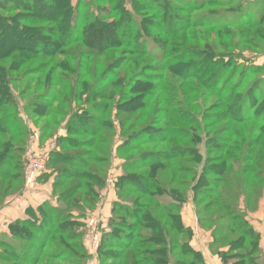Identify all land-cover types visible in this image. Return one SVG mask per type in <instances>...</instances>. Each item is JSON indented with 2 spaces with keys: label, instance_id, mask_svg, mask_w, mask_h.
I'll use <instances>...</instances> for the list:
<instances>
[{
  "label": "rangeland",
  "instance_id": "1",
  "mask_svg": "<svg viewBox=\"0 0 264 264\" xmlns=\"http://www.w3.org/2000/svg\"><path fill=\"white\" fill-rule=\"evenodd\" d=\"M72 2L75 11H72L71 13L66 9V0H58V8L53 11V14H58L60 20L62 18V14L75 15L70 17L68 20L66 19V22H70L71 25H68V30L65 32L66 34L64 33L63 37H54L51 39V37L47 35L49 40H51V43L44 44L41 43L42 40L24 39L23 35L19 37L8 34L0 39V56H4L11 52L9 57L6 60L4 59L5 62H7L4 63L7 65V68H10L9 64L14 62L13 58L16 56V60L13 64L16 65L17 71H12V68L11 70L6 69L0 75V82L4 78L5 82H7L12 88L14 97L18 100V109L20 114L24 116L27 115V117L34 122L37 130L36 136L38 137V140L41 141V145H45L50 138H53L56 142H58L60 138L59 135L63 134L62 130H66V125L68 123L72 121L74 126L84 124L83 122L85 118H80L85 116L83 114L84 112L80 115L77 112L83 110L85 107H89L88 109L92 110V108H90L91 102H88V105H86L85 102L82 101H73L74 94L77 93V81L80 78V74L88 71L85 77L89 82L87 83L88 87H91V85L95 86L93 83L95 79L106 80L110 78V75H112L114 79L110 82L114 83L117 81L115 85L111 86L110 84L106 89L98 88V92H107V95L111 98L108 99V102L106 101V103H104V106L105 104L109 105L108 111L111 116L110 121L113 125L112 130H103L94 142L91 140L90 136H78V139L74 140L82 141L81 144L60 150L63 154L65 153L62 155L65 164L57 165L58 167L63 166L61 167L63 170L68 168L67 166L70 165V168L77 170L76 172H78L80 176H84L83 174H89V176H103V174L104 176H112L113 173L111 169L109 170V167L107 169L108 172L106 173L102 167V163H95L99 159L97 156L102 154L98 151V149H106L108 146V144L99 142L103 136L111 137V144L109 145V148L112 147L111 152L114 149L112 156L114 155L116 159L119 158L123 164L127 156H123L120 152L117 153L118 149L116 148H118V145L122 143L123 140L132 135V133L142 129L143 126H148L146 130L149 133L152 130L154 131V133H152L155 135L154 143L147 144L144 140H142L145 143H143L138 150L133 152L135 155L143 152L144 150H159L161 148L167 149L170 146V144L166 141L163 143L160 141L157 142V140H160V137L163 136H167L168 141L171 137L173 138V135L169 136L168 133L161 130L162 128H154V122L152 121L154 117L159 119L166 113L168 116L172 114L175 119H177V116L171 111H179L181 109H183L186 113H194L193 118L190 120L194 122V126H199V129L201 128V130L196 134L190 132V136L185 137L189 140L193 137L195 139V145L190 148V150H192V156L189 157V162L180 161L181 165L179 163L181 169H186L185 166H188L189 172L186 174L182 172L176 173L174 171L176 166L172 165L167 171L159 173V176L162 177L159 179L163 183L170 184L172 177H175L176 180L174 182V189L178 191L181 198H184L185 195L187 196L188 193L191 192L189 186L197 187V185H199L198 191L193 193L195 200L199 202L198 210L202 209L206 205L215 204V200L218 198V203L212 206L205 214L207 218L205 224L208 228L215 232L213 236L217 240H222L221 245L218 244V246L228 248V234H231L232 238L238 237L239 234L234 232L233 229L230 230L226 228V224L229 223V219L224 210L225 205L222 203H236L238 208L240 207L243 209H245V205H247L249 206V210L255 212L259 209L261 200L264 201V190L262 191L264 188V132L259 131L257 127L251 123H237L234 118L250 117L252 119H263L264 103L262 105L260 104V107L257 110L252 108V110L249 111V115L245 109L240 110L239 108H232L230 106L224 107L222 100L215 95L206 94V89L209 90L208 87L215 83L212 79L209 81L210 75H216V72L222 74L225 71H227V75L223 77L222 83L228 78H232L234 83L243 78L246 83L245 88H248L253 82L260 79L264 84V22L260 23L264 17V0H159L158 2L154 0H132L131 2H127V0H73ZM8 3H10L9 0ZM15 3L21 4L18 0H12L10 5ZM0 14H3L6 17L13 16L14 22H17L18 24L21 22H23V24H27L26 28L30 30L28 31L29 34H34L37 30L40 31V28L46 29V31H44L46 34H48V30L53 27L60 30L62 28V25L46 21L44 15H41L38 12H29L25 10L5 12L0 10ZM126 14L152 15L154 16V19H151L152 22L159 20V18L163 17L165 14H179V17L189 19L191 26L185 29L173 31V33L175 32L173 35H166L172 39V46H170L167 51L160 50L152 41H144L143 39L137 41L139 42L138 47L136 44H133L132 48L134 49H131V46H116L110 47L104 52L96 49H90L85 46L83 42H80L83 35L84 24H88L89 22H93L95 20L101 21L102 23L103 21H110L115 18L120 19L122 26H124ZM18 16H28L33 19H38L27 23L26 21H19ZM85 20H88L89 22ZM247 20H251L255 25H243L240 30H236L233 27H223L237 22L243 24ZM100 25L101 24H99V26ZM204 26H210V28ZM180 27H182V25H180ZM252 34H255V36H252ZM159 35L165 36L162 33H159ZM114 44H116V42ZM29 45L30 47L32 46L34 51L38 50L37 52L28 54L32 57H28L25 53L26 49L23 48V46H25L28 49ZM182 49H185V51L183 52ZM132 50H140L142 52H147L150 55L139 54L138 52H133ZM170 50H174L176 52H180L182 50L183 54H181V52L171 54ZM198 50H201V53H199ZM199 54L205 55L203 60L197 57ZM189 56H191L190 59H185ZM132 57L137 58L139 66L126 68L125 71H129V76L126 77L128 74L125 75L123 73L126 61L123 59ZM114 58L115 61H117L116 63L119 64L117 66L115 65L116 67L109 64V69H106V65ZM18 60L21 64L18 63ZM178 61L179 63H177ZM211 61L215 64L214 71H211L210 75L206 77V83L204 82V85L201 83L200 77L207 73L206 70H208L212 64ZM62 62H70V64H72V70L66 71L64 69L65 64ZM80 62H88V65L90 66H78ZM43 63H46V67H41ZM98 63L99 65H97ZM132 63H134V60L130 62V64ZM202 64L203 66H200ZM140 72H146V74H149L151 79H144L142 81L141 78L143 74H140L141 76L136 74ZM118 73H120V75L116 76ZM135 74L137 76L134 78L133 75ZM243 74L244 77L242 76ZM47 76H50V82H47ZM135 80L137 83L133 84ZM126 83H129V85L133 84L135 87L132 93H130V90L125 89L124 86ZM68 85H71V87ZM189 88H195L198 92L196 94L194 93V90L189 92ZM184 91H188V93L185 94ZM202 92L206 94V98L202 97ZM44 93L45 95L47 94V96H44ZM65 95L70 97L67 98V100H64L63 97ZM46 97L48 100L58 98L57 102L48 103L49 105H53L52 107L54 111L51 115L39 116L37 115V112H35L36 109L32 112L29 106H32V103H38L36 101L46 102ZM99 100L100 99H98V102L97 100L93 101L94 104L99 103ZM45 104L46 103L43 105ZM37 106L39 107V105ZM246 108L248 110L249 105H247ZM123 111L125 113H121ZM229 112H231V114H228ZM206 114H209V119L207 120L203 119V116ZM218 114H224L225 116L231 115V118L228 117L226 121H222L218 124L213 123L212 120L217 121V119H219ZM74 115L78 117L73 118L72 116ZM127 116L129 117L126 119ZM125 119L126 122H124ZM162 122L164 121L161 120L158 123V126H161ZM232 122L234 124L233 127L229 131V134L225 135V125ZM181 126L188 127L189 130L191 128L185 121L179 120V129L182 128ZM40 132L42 135L39 136ZM65 134H67V131ZM185 138H180V142L185 143L187 141ZM222 138L227 139V141L223 143ZM255 139H260V142L258 143V151L256 149L257 143L254 142ZM241 141H246L247 143L252 141L254 142V152L257 154H254V159L251 158L248 161L245 160L242 162L241 158L249 156L248 152H250V149L245 145L243 146L244 148L240 150L239 143ZM56 142L52 145V148L56 145L54 150L57 148L60 141L58 143ZM130 142L137 143L141 141L138 139L137 141ZM230 144H235L237 146L233 149ZM59 146L61 149V146L66 145L59 144ZM232 152L240 157L239 161L242 163L239 164L241 167L253 164L256 168L254 175H249V173L246 172L244 175L239 173V175L235 176L236 182L239 183L234 185L233 190L237 194L240 192L239 184H241L240 181L243 179V176H258L262 180L260 182L256 179V177L254 178L255 181L260 183L256 186V188H254V195L252 196L253 201L251 200L252 204H246L244 195H242L240 199L234 198L230 201L224 199L220 194L222 190L215 187V180H217V176L211 174L207 170L208 167L210 168L212 166H218V168L222 167L225 164V159H223L224 154H226L225 156L228 162H232V159H229L228 157L229 153L232 154ZM260 152L263 153L261 156ZM258 158H260V160ZM114 159L115 158L112 157L111 165L114 163L118 165V162ZM81 160H89L93 165L90 164V167L77 169V167H73L74 164H70L71 161L75 162ZM100 165L102 168H97ZM92 166H94L96 171L91 169ZM145 170L146 168L141 167L139 169H127V172L144 173ZM80 176L78 175L74 179L69 180L62 188L59 189L58 192H63L65 189L73 192L72 189L73 187L76 188L75 186H77V184L85 183V185H88V179ZM135 177L137 179V176H134L133 178L135 179ZM24 178L26 183L25 171ZM240 178L241 180H239ZM185 179H187L188 184L186 186L181 185V181H185ZM212 179L214 180V183H209V180ZM105 182L106 181L104 180L103 184ZM6 184V181L0 180V192H11V189H9V191L4 189ZM8 185L12 186L15 191L17 190V184L13 180H8ZM88 186L90 187V184ZM228 189L230 190L231 188ZM162 196L166 198V195ZM92 199V195H90L84 187H79L74 193L72 201L73 205L71 204L72 206L67 208H65L64 205H59L57 211L54 213V216L56 219H65L71 216V218L80 220L79 218L81 217L82 212H85L83 219L88 220L86 212L94 209L90 203ZM146 201H153V199L140 192L127 196L125 200V202L131 204L133 203L136 206H140ZM153 202L155 205L157 204L155 201ZM61 208H63V210ZM124 208L125 207H122L123 210H125ZM140 208L141 206L138 207L134 213L137 217L139 216ZM141 210L149 213L153 212L149 209ZM255 219L256 218L252 215L250 221L256 222L257 219ZM101 222H103V220ZM128 222L134 224V220L132 218L129 219ZM78 223L80 224V222L77 221L76 225H68L64 223L60 224L57 220L54 221L53 225L55 228H63L65 230V235L62 234L63 236H61L56 233L52 234V242L48 246L46 255H43V263L65 264L59 259H57V261L49 259V253H53L58 250H63V255L71 257L70 253L66 254L67 251L64 248V246L67 245L65 242L67 234H72L76 237L78 236L77 240H79V242L82 235H84L82 237V242H84L85 239L88 240V242H85V244L82 245V247L84 246L83 248L85 249V252H87V248L89 247L93 248L96 246L99 249L100 244L96 245L91 238L90 225L93 223L91 221L87 222L88 227L85 222H83V227L81 224L78 225ZM258 224H260L261 227H264V220L259 221ZM140 231L141 229L139 228L138 232ZM97 237V241L100 242L101 234ZM63 241L65 245L63 244ZM60 244L63 245L62 248L64 249H60ZM67 246H71V243H68ZM83 248L78 245V249L81 252H83ZM79 250L75 251L81 254ZM63 255L62 257H64ZM173 256L174 259H176V252L173 253ZM85 258L86 255H83L84 260ZM122 259H124L123 256L116 260H105L103 261V264H122ZM81 263L82 260L80 264Z\"/></svg>",
  "mask_w": 264,
  "mask_h": 264
},
{
  "label": "trees",
  "instance_id": "2",
  "mask_svg": "<svg viewBox=\"0 0 264 264\" xmlns=\"http://www.w3.org/2000/svg\"><path fill=\"white\" fill-rule=\"evenodd\" d=\"M12 1V0H11ZM9 0V2L11 3ZM21 2V4H13L10 5L8 3V0H0V10L3 11H14V10H25L29 12H38L41 15H44L45 20L49 22L56 23L57 25H62V34L61 30L58 28H51L48 30V34H46V29L40 28L41 30L36 33L29 34L26 25L21 22L18 24L17 22H14L13 16H4L3 14H0V39L3 38L5 35L12 34L14 36H21L23 35L24 39H32V40H42L41 43H51V40H49V37L54 38H61L64 36V33L68 30V25H71L70 22H66V19H70V17L75 16L73 14H62V18L58 17V14H53V11L57 10V2L58 0H18ZM73 0H66L67 2V11L72 12L75 11L73 6ZM131 2L132 0H127V2ZM158 2L159 0H154ZM27 3V4H25ZM38 14V15H40ZM76 14V13H74ZM179 14H165L163 17L159 18V20H155L154 22L151 21V19H154V16H147L146 14H126V20L124 26H122V23L120 19H115L110 21H101L95 20L93 22H89L88 20H85L89 22L88 24H84L83 26V35L80 39V42H83L85 46H87L90 49H96L101 52L106 51V49L110 47H118V46H131V49L133 47V44H136L137 47L139 46V42L141 39L144 41L150 40L154 43L155 46H157L160 50L167 51L170 46H172V39L171 37H167L166 35L174 34L173 31L185 29L187 27H190L189 19H183L178 16ZM158 16V14H157ZM160 17V16H159ZM19 21H26L29 23L30 21H34L38 18H30L28 16H18ZM36 22V21H35ZM33 22V23H35ZM264 22V17L262 18L261 22ZM259 23V24H260ZM98 24V25H97ZM99 24H101L99 26ZM182 25V27H180ZM243 25H255L251 20H247L246 22L242 23H234L232 25H225L223 27H233L236 30H240ZM209 27L210 26H204ZM35 31V30H33ZM159 33L164 34L165 36H160ZM66 34V33H65ZM49 35V37L47 36ZM252 36H255V34H252ZM27 37V38H25ZM29 37V38H28ZM31 37V38H30ZM48 37V38H47ZM116 42V44H114ZM36 46V45H35ZM33 46V47H35ZM25 50V53L28 57H32L28 55L34 51L32 46L28 47V49L23 46ZM41 49V48H38ZM29 50V51H27ZM183 52L185 49H182ZM182 50L180 51L181 54H183ZM130 51V50H129ZM133 52H138L139 54L143 55H150L147 52H142L140 50H132ZM48 52V51H47ZM176 52L174 50H170V53H180ZM191 53V51L189 50ZM188 52V53H189ZM199 53H201V50H198ZM11 52L9 54H6L4 56H0V75L3 73L6 69L12 68V71H17V67L15 64H13L16 60V56L14 59V62L9 64L10 68H7V65L4 63L5 60L9 57ZM192 54V53H191ZM176 55V54H175ZM180 55V54H179ZM187 55V54H186ZM194 55V54H193ZM198 55V54H197ZM204 54H199V57L201 60L204 58ZM191 56L185 59H190ZM5 59V60H4ZM4 60V61H3ZM125 60V68H124V74L126 77L129 76V71H125L126 68L131 67H137L139 66L138 60L135 57L132 58H124ZM134 60V63L130 64V62ZM115 58L111 60L106 65V69H109V64H112L113 67H116L119 63H116ZM129 62V63H128ZM212 62V61H211ZM18 63L19 60H18ZM64 63V69L66 71L72 70V64L70 62H62ZM179 63V61L177 62ZM21 64V63H20ZM46 63H43L41 67H46ZM89 63H81L78 66L83 67V65H88ZM114 64V65H113ZM5 65V66H4ZM99 65V63L97 64ZM96 65V66H97ZM116 65V66H115ZM200 66H203L200 65ZM215 64L212 62L211 66L208 68L207 73L200 77V81L202 84L205 85L206 77L210 75L211 71H214ZM52 71V70H50ZM121 72V71H120ZM88 71L83 72L80 74V78L77 81V93L74 94V102H85L86 105H88V102H91V109H88L89 107H85L83 110H80L77 112L79 115L84 112L83 114L85 116L80 117L85 118L84 124L79 126H74L72 124V121L66 125V131L67 134L65 136H61L59 138V144L66 146H59V150H53L51 152V156L49 158V161L47 163V169L52 168L53 172L57 176V181L55 182V194L58 198L57 205L53 204H46L43 207H41V220L39 223L37 221L29 222L27 225L30 224L29 228H23V226L17 227V229L14 230V233L16 235V239L18 241H15V244L5 246L3 249L0 250V262H3L4 264H47L43 263V255H46V251L48 250L49 244L52 242V234L56 233L61 236L65 233V230L63 228H55L54 221H58L60 224H68V225H76L77 221L80 222L81 226L83 227V222L81 219L84 217L83 215L85 212H82L80 220H77L75 218H65V219H59L55 218L54 213L57 211V208L59 205H64L65 208L72 206L73 196L76 192V189L79 187H84L90 195H92L93 199L90 201L92 207L95 206V203L98 200V192L97 187H100L103 185V181L105 180L104 174L103 176H89V174H83L84 176H80L77 170L71 169L70 165H68V168H65L63 170V166H57L59 164L63 165L65 164V161L63 160L62 155H64L60 150L63 148H69L80 145L82 141L74 140L78 139V136H90L91 140L94 142V140L101 134L103 130H112L113 125L110 121V113H109V105L105 104L106 101L108 102V99L110 96L107 95V92L100 93L98 92V88H104L106 89L109 87V85H115L117 83H111L110 81H113L114 77L110 75V78L106 80L102 79H95L94 85H91V87H88L89 83L86 80V74ZM138 76H141L140 74H143L142 81L144 79H151L149 74H146V72H140L136 73ZM133 75L135 78L137 75ZM120 73H118L116 76H119ZM227 75V71L223 72L222 74H219L216 72V75L213 74L210 75V79H212L215 83L211 84L207 90L206 94L208 95H215L218 98L222 100L224 103V107H235L239 108L240 110H246L248 114L250 115L249 111L254 108V110H257L260 107V104L262 105L264 103V84L262 80H257L253 82L248 88H245V81L244 79H240L237 82L234 83L232 81V78H228L223 83V77ZM4 76V74H3ZM244 77V74L242 75ZM125 77V78H126ZM148 77V78H147ZM133 78V79H134ZM140 78V77H139ZM138 78V79H139ZM50 76H47V82H50ZM136 79V80H138ZM199 79V78H198ZM136 80L133 82V84H136ZM211 80V82H212ZM141 81V82H142ZM121 82V81H119ZM118 82V83H119ZM205 82V83H204ZM130 83V82H129ZM126 83L125 89L130 90V93L133 92L134 86L133 84ZM48 84V83H47ZM71 87V85H68ZM263 87V88H262ZM128 88V89H127ZM245 89V90H244ZM191 90H194L195 94L198 92L195 88H189L188 91L192 92ZM188 91H184L185 94L188 93ZM229 91V92H228ZM203 93V92H202ZM206 94L203 93L202 97L206 98ZM44 96L45 93L43 94ZM56 97V96H55ZM70 96L67 97L65 95L63 97L64 100H67ZM86 97V98H85ZM46 102L44 101H36L38 103L33 104L32 106H29L32 112L36 111L37 115L39 116H49L54 111L53 105H49L48 103H54L55 101H58V98H54L51 100H48L46 97ZM44 99V100H45ZM100 99L99 103L94 104L93 101ZM92 100V101H91ZM46 103L45 105H43ZM39 105V107L37 106ZM247 105H249V109L247 110ZM41 108V109H38ZM173 114L177 116V119L171 114L167 115L166 113L163 114L161 118H156L152 120L154 122L153 127H159L162 128L161 130L168 133V135L172 136L167 141V136L160 137L161 139L157 140L163 143L164 141L168 142L170 146L166 148H161L159 150L151 149V150H144L141 153H138L135 155L133 152L139 149V147L143 143H154L155 135L152 134L154 131L152 130L150 133L146 130L148 126H143L142 129H140L137 132L132 133L129 137H127L125 140H123L122 143L118 145L117 153L120 152L123 156H127L124 163H123V173L120 177L119 181V193L120 197L122 199V202L115 205V216L111 218L109 222V229L104 230L102 232L101 241L99 245V257L102 261L101 264H103V261L105 260H116L120 259L122 256L124 259H122V264H202L201 256L198 252L192 249V247L189 245V239L192 236L191 230L184 227L182 222V216H181V207L182 203L185 202L189 195L193 197V200L195 201L197 205V212L199 219L201 223L206 226V213L208 210L218 203L219 199L216 198L215 204H209L203 207L202 209L198 210V204L194 198L193 193L198 191L199 185L197 187L195 186H189L191 189V192L188 193V195L184 196V198H181L178 191L174 189V182L176 180L175 177H172L171 183H163L159 178H162L159 176V173H162L164 171H167L170 166H176V169L174 171L176 173H188L189 167L185 166L186 169L179 166V163L181 165L180 161H186L189 162V157L192 156V150L190 148L195 145V139L192 137L190 140L188 138H185L187 136H190V132L193 134L198 133L201 128L199 129V126H194V122H192L190 119L193 118L194 113L191 112H184L183 109L179 111H171ZM74 113V112H73ZM121 113H125L124 111ZM184 113V114H182ZM228 114H231L229 112ZM264 114V113H263ZM128 115V114H127ZM209 114H206L203 116V119H209ZM73 118L78 117L76 115L72 116ZM129 116L126 117V119ZM231 115L225 116L224 114H218L217 121H214L212 119L213 123H220L222 121H226L227 118ZM261 118H243V117H236L234 120L237 121V123H244L249 124L251 123L257 129L261 132H264V115ZM126 119L124 122H126ZM163 120L161 126H158V123ZM179 120L185 121L191 128L189 130L188 127L181 126L182 128L179 129ZM209 120V121H210ZM57 122V121H56ZM151 123V122H150ZM23 122L21 120V117H19L18 112V100L14 97L12 88L9 86L7 82H5L4 78L0 82V180L6 181L7 184L4 187V189L8 188V180H11L12 177H18L20 181L25 182L24 178V171H25V164L22 161L21 157L17 156L18 152L16 153L15 148L18 146H22V143L24 142V137L26 135L24 129H23ZM232 123H227L224 128V134L228 135L229 131L233 127ZM171 127V128H170ZM182 129V131H181ZM124 135V133H123ZM148 137V139H147ZM150 137V139H149ZM228 137V136H227ZM180 138L187 139L185 143L180 142ZM111 137L103 136L101 138L100 143L108 144L106 149L99 148L98 151L102 154H99L97 156L99 159L95 163H102V167L104 171L107 173V169L111 163L112 153L111 148H109ZM139 141L137 143H133L130 141ZM144 140V141H142ZM223 143L227 141V139L222 138ZM254 142L257 143V151L259 149L258 143L260 142V139H255ZM254 142L247 143L246 141H241L239 143L240 150H242L243 146H248L247 148L250 149L249 156H246V158H241L243 161H248L249 159H254V152L255 144ZM113 145V144H112ZM233 145V146H232ZM230 146L234 149L237 145L230 144ZM116 153V154H117ZM263 153L260 152V156ZM224 154L223 159H225V164L218 168V166H212L208 167V171L217 176V180H215L216 185L218 189H221V196H223L224 199H227V201L235 199H240L242 195H244V199L246 201V204H252V199L254 195V188L262 181L258 176H243L242 180L241 178L239 180L241 184H239L240 192L237 194L233 189L234 185H237L235 176L239 175L241 173L244 175V173L248 172L249 175H254L255 173V166L253 164H248L244 167H241L240 163V157L237 156L234 152L232 154L229 153V159H232V162H228L226 156ZM257 155V154H256ZM55 157V158H54ZM111 157V159H110ZM194 157V156H193ZM260 160V158H258ZM240 163V164H239ZM70 164H74L73 167H77V169L90 167L89 165L92 164L89 160H81V161H71ZM93 165V164H92ZM239 165V166H238ZM58 167V168H57ZM97 167V166H95ZM101 165L97 168H102ZM137 167V168H136ZM141 167L146 168L144 173H137V172H127V169H139ZM238 168V169H237ZM46 169V171H47ZM93 170L96 171L94 166H92ZM86 171V170H85ZM103 171V173H104ZM157 171V172H156ZM100 174V173H99ZM85 177L88 179V185L90 184V187L88 185L83 184H77L73 187L72 191H67L66 189L63 190V192H58L60 188L64 186L69 180L74 179L76 176ZM241 175V176H242ZM134 176H137V179L133 178ZM258 179L257 182L254 180V178ZM102 180V183H101ZM181 181V180H180ZM178 183V182H177ZM209 183H214V180H209ZM181 185L186 186L188 184L187 179L185 181H181ZM194 185V184H193ZM133 187V188H132ZM228 188H231L230 190ZM264 188L262 189V191ZM140 192L145 196H148L153 199L157 204L155 205L153 201L149 202H141L142 204H138L141 206L139 216H135V211L140 206H136L135 204H131L128 202H125L127 196H131L133 193ZM162 195H166V198H164ZM252 200V201H251ZM225 201V200H224ZM226 202V201H225ZM72 204V205H71ZM153 204V205H152ZM225 205V213L226 216L229 219V223H227L226 228L233 229L234 232H236L238 237H233L231 234H228L227 238L229 239L228 249L227 251H221L219 250L218 253L221 255L223 260L230 264H260L258 263L259 255L261 254V249L259 247V239L260 234L256 232L253 225L251 224L250 220L248 219V207L245 205V209L238 208L236 203L230 204L229 203H222ZM77 206V205H76ZM122 207H125L123 210ZM63 210V208H61ZM141 209H149L153 211L152 213L142 211ZM146 213V214H143ZM141 214V215H140ZM134 220V224H131L129 219ZM167 218V219H166ZM166 219V220H164ZM148 220V222H147ZM78 223V225H80ZM51 227V228H50ZM60 227V226H58ZM207 227V226H206ZM70 228V227H69ZM139 228L141 229L140 232ZM54 229V230H53ZM215 230V229H214ZM213 231V235H214ZM65 235V234H64ZM133 235V236H131ZM84 235H82L83 237ZM72 234H67L65 238V242L71 243V246L65 245L64 248L67 251L66 254L71 255H63L64 251H56L53 253H49L48 257L50 260L57 261V259L61 260L65 264H80L81 260H83V255H86L85 249L82 247V237L79 242L77 240V237ZM64 240V239H63ZM222 240H217L214 237V245L216 249H221L224 247H219L221 245ZM60 249L63 245L60 244ZM78 245H80L81 248H83V252H81L78 249ZM75 250H79L81 254L77 253ZM216 250V251H217ZM125 251V252H124ZM127 251V252H126ZM176 252V259H174L173 253ZM44 255V256H45ZM62 255L64 257H62ZM48 264H58V263H48Z\"/></svg>",
  "mask_w": 264,
  "mask_h": 264
},
{
  "label": "crops",
  "instance_id": "3",
  "mask_svg": "<svg viewBox=\"0 0 264 264\" xmlns=\"http://www.w3.org/2000/svg\"><path fill=\"white\" fill-rule=\"evenodd\" d=\"M19 117H21L23 122L22 126L26 135L22 146L15 148L16 153L18 152L17 156L21 157L24 164H26L27 154L31 149L36 152L47 151L51 154L56 146L55 145L52 148V145H54L56 141L53 138H50L45 145H41V141L38 140V137L36 136L37 130L34 122L31 121L27 115H21L20 112ZM64 132L66 133L65 129L62 130L63 134H60L59 137L65 136L66 134ZM40 135H42L41 132L39 136ZM57 149L59 150L58 146L55 150ZM113 158L118 162V165L115 163L111 165V160L109 165V170L111 169L113 175L106 176V182L103 186L97 187L99 198L95 203V207H93L94 209L86 212L88 220L81 219L86 225L87 222L90 221L96 222L98 236H100V234L102 236V232L109 229V222L116 214L115 205L122 202L119 193V181L123 173V164L119 158L116 159L115 156H113ZM11 180L16 182L17 190L15 191L12 186H8L6 190L9 191V189H11L10 193L0 192V250L5 246L15 244V241H18L14 233V230L17 229V227L23 226L24 230L27 227L30 229V224L27 225V223L34 221H37V223L40 222L41 207L48 203L53 205H57L58 203V198L55 194V182L57 181V176L52 168H48L47 171H44L38 176L34 188H28L26 183L20 181L16 176L12 177ZM180 212L184 227L192 232V236L189 239V245L193 250L200 254L202 264H230L225 262L218 253L219 250L227 251L228 248L216 249L214 245L213 231L201 223L197 212V205L191 195H189V198L182 203ZM252 215L257 221L250 222L256 232L260 234L259 247L261 249V254L257 261L260 264H264V227H261L260 224H258L259 221L264 220V201L261 200L260 207L255 212L248 210L249 220H251ZM102 220L103 222H101ZM85 242H88V240L85 239L83 245ZM89 248H87L86 258L85 260H82L81 264H101L99 249L96 246ZM0 264L4 263L0 262Z\"/></svg>",
  "mask_w": 264,
  "mask_h": 264
},
{
  "label": "built area",
  "instance_id": "4",
  "mask_svg": "<svg viewBox=\"0 0 264 264\" xmlns=\"http://www.w3.org/2000/svg\"><path fill=\"white\" fill-rule=\"evenodd\" d=\"M36 139V138H35ZM34 139V140H35ZM50 153L45 152H36L32 149L29 150L27 154V162L25 164V177H26V185L28 188H34L36 184V180L39 175H41L47 169V163L50 158ZM93 226L90 225L91 229V238L95 244H99L98 240V232H97V223L92 222ZM96 238V240H95Z\"/></svg>",
  "mask_w": 264,
  "mask_h": 264
}]
</instances>
